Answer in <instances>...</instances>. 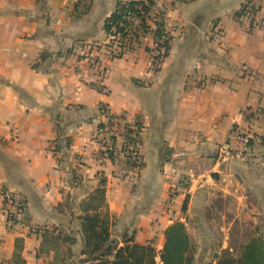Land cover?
<instances>
[{
    "label": "crops",
    "instance_id": "crops-1",
    "mask_svg": "<svg viewBox=\"0 0 264 264\" xmlns=\"http://www.w3.org/2000/svg\"><path fill=\"white\" fill-rule=\"evenodd\" d=\"M130 1L0 0V264H82L97 190L118 248L158 257L171 224L199 232L218 204L227 231L264 232V0H160L170 42L155 67L152 33L116 57L104 31ZM100 107L141 126L139 165ZM235 128L242 153L227 151ZM3 191L23 200L22 225L9 226Z\"/></svg>",
    "mask_w": 264,
    "mask_h": 264
},
{
    "label": "trees",
    "instance_id": "trees-1",
    "mask_svg": "<svg viewBox=\"0 0 264 264\" xmlns=\"http://www.w3.org/2000/svg\"><path fill=\"white\" fill-rule=\"evenodd\" d=\"M181 2H193L195 0H178ZM141 7L146 14L153 6V2L143 3L141 0H132L125 4H119L116 10L104 23V31L110 37H119L118 50L124 49V40L129 36L130 42H138L139 37L148 34L149 27L145 24V19L139 14L138 7ZM246 6L240 10L244 13ZM163 17V16H162ZM161 17V19H162ZM139 19L141 26L133 29L131 19ZM132 27V28H131ZM133 29V30H132ZM156 49L161 52L157 58H151V64L155 67L163 60L169 50L170 37L164 32V23L155 24L152 32ZM121 57L120 53L115 55ZM102 110V107L100 108ZM100 110V111H101ZM99 129L103 128L100 124ZM141 126L135 123L132 127H124L123 143L125 147H132L127 154L128 159L136 161L139 154L135 150L138 143ZM80 217L81 233L84 246L83 255L88 256L82 264H157V257L151 246H141L132 243L131 240L124 242L120 248L111 240L109 232V222L106 215L97 212L101 207V191L97 190L92 198H89ZM95 200L97 206H89ZM24 209V208H23ZM186 209L184 204L182 211ZM92 211L91 213H89ZM131 242V243H129ZM160 264H194L195 258L189 237L184 225L174 222L164 232L163 248L158 256ZM215 264H264V239L251 241L243 250L240 257L233 259L226 257L218 260Z\"/></svg>",
    "mask_w": 264,
    "mask_h": 264
},
{
    "label": "rangeland",
    "instance_id": "rangeland-1",
    "mask_svg": "<svg viewBox=\"0 0 264 264\" xmlns=\"http://www.w3.org/2000/svg\"><path fill=\"white\" fill-rule=\"evenodd\" d=\"M165 29L164 32H166ZM154 30L155 27L148 33H152ZM138 159H136L137 165H139ZM225 207L226 205L218 204L217 207L206 208L205 213L208 214L209 220L199 224V232L192 229L191 222H186L187 226L182 223L194 253V264H215L218 260L226 257L237 259L251 241L264 239V232L260 233L259 228L257 229V226L252 222H239L237 220L227 231L231 218L227 215L228 212L225 211ZM224 213L226 215H222Z\"/></svg>",
    "mask_w": 264,
    "mask_h": 264
},
{
    "label": "built area",
    "instance_id": "built-area-1",
    "mask_svg": "<svg viewBox=\"0 0 264 264\" xmlns=\"http://www.w3.org/2000/svg\"><path fill=\"white\" fill-rule=\"evenodd\" d=\"M143 3H147L149 1L153 2L154 6L146 13L141 10L142 8L139 6L138 11L139 14L144 17L145 24L149 27V30H153L156 23H160L162 21V12H161V5L160 0H141ZM132 21V27L133 29H139L141 26V22L139 19H131ZM131 27V28H132ZM132 29V30H133ZM142 39V36L139 37ZM116 42V47H118V44L120 42L119 37H113L112 38ZM129 42V36L124 40V46H126V43ZM156 44H153L152 52H151V58H157L161 52H158L156 49ZM125 47L121 51L115 49L114 53L119 54L122 56L125 53ZM100 114L104 119L107 120V131L109 134L116 136L118 135V132L121 129L124 131V126L122 123V120L117 117H110L107 113V110L103 108L100 111ZM248 144V137L244 135L239 129L235 128L232 129L228 135H227V151L229 153H242L246 146ZM1 199L3 203V211L5 213L7 222L9 226H16V225H22L23 220V213H24V202L20 197H17L13 192L3 191L1 193Z\"/></svg>",
    "mask_w": 264,
    "mask_h": 264
}]
</instances>
